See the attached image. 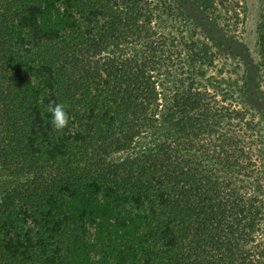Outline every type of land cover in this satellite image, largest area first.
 <instances>
[{
  "label": "trees",
  "instance_id": "trees-1",
  "mask_svg": "<svg viewBox=\"0 0 264 264\" xmlns=\"http://www.w3.org/2000/svg\"><path fill=\"white\" fill-rule=\"evenodd\" d=\"M197 1L206 27L177 0H0V264H264V125L209 34L245 0ZM255 51L264 86V0Z\"/></svg>",
  "mask_w": 264,
  "mask_h": 264
},
{
  "label": "rangeland",
  "instance_id": "rangeland-1",
  "mask_svg": "<svg viewBox=\"0 0 264 264\" xmlns=\"http://www.w3.org/2000/svg\"><path fill=\"white\" fill-rule=\"evenodd\" d=\"M177 2L182 6L185 14L193 21L203 27L208 25V21L204 19V14L197 0H177ZM260 6L261 0H245V21L241 31L234 34V36L230 37L220 33L214 34L210 31L209 34L215 38L216 42L224 46L227 44L228 48L238 54L242 63L237 65L239 69H236V64H234V70L237 73L232 74L238 80L236 88L234 86L236 100L242 106L251 107L257 118L264 125V86L257 84L256 79H253L255 70L253 62L256 57V25L260 14ZM231 64L233 65V62ZM244 77L245 83L242 82ZM19 180V176L9 174L3 168H0V194Z\"/></svg>",
  "mask_w": 264,
  "mask_h": 264
},
{
  "label": "clouds",
  "instance_id": "clouds-1",
  "mask_svg": "<svg viewBox=\"0 0 264 264\" xmlns=\"http://www.w3.org/2000/svg\"><path fill=\"white\" fill-rule=\"evenodd\" d=\"M46 111L51 115L50 124L57 133H62L67 127L69 114L66 111V105L50 101Z\"/></svg>",
  "mask_w": 264,
  "mask_h": 264
}]
</instances>
